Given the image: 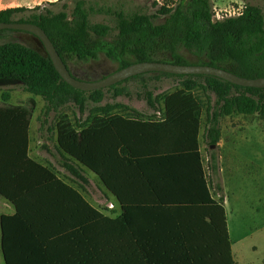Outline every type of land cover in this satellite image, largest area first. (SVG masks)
I'll list each match as a JSON object with an SVG mask.
<instances>
[{"label": "rangeland", "instance_id": "obj_1", "mask_svg": "<svg viewBox=\"0 0 264 264\" xmlns=\"http://www.w3.org/2000/svg\"><path fill=\"white\" fill-rule=\"evenodd\" d=\"M75 1L0 0V10L40 6L56 13L70 11ZM87 1L86 6L93 8L90 23L107 26L106 39L110 40L116 35L115 21L106 10L153 14L161 4L171 5L175 0ZM210 1L213 21L236 17L246 5L258 7L264 17V0ZM6 42L44 52L39 40L26 32H5L0 44ZM181 53L189 63L197 62L189 52ZM69 69L80 77L98 78L115 72L117 64L99 54L96 60L69 64ZM192 81L194 89L187 90L183 79L150 73L115 89H103L99 103L90 92H84L82 113L72 102L48 107L43 98L25 93L20 83L0 81V111L13 107L29 110L33 103L26 130L29 158L76 189L97 212L96 227L87 238L90 243L76 247L67 236L61 240V257L75 256L80 264H226L224 217L230 248L240 244V251L232 252L234 264H264V119L218 115L215 95L203 89L206 83ZM117 91L121 94L116 95ZM147 93L158 98L155 109L147 105ZM117 105L123 108L106 114L101 111ZM75 132L81 135L73 150L100 175L74 159L83 179L63 169L58 140L69 143ZM147 150L159 153L151 159L153 167H146L142 153ZM108 175L111 190L100 178ZM117 195L133 196L161 210L164 230L146 255L119 229L122 206ZM13 209L0 205V215H12ZM0 264H5L1 239Z\"/></svg>", "mask_w": 264, "mask_h": 264}, {"label": "trees", "instance_id": "obj_2", "mask_svg": "<svg viewBox=\"0 0 264 264\" xmlns=\"http://www.w3.org/2000/svg\"><path fill=\"white\" fill-rule=\"evenodd\" d=\"M87 2L76 0L70 11L64 9L56 13L40 6L8 8L0 10V23L19 22L40 27L70 73L83 81H97L103 77L77 76L69 69V64L96 60L99 54L116 63V70L133 63L162 62L206 65L247 79L264 77V17L256 6L246 5L239 16L222 21H213L210 0H175L171 5L161 4L153 14L108 9L105 12L114 17L116 31L108 40L107 26L90 23L93 8L86 6ZM5 32L19 31L0 30V37ZM182 50L195 56L197 62L189 63ZM43 51L38 53L17 42L0 44V81L20 83L25 92L43 98L48 107L72 102L82 113L84 92L63 82L44 48ZM153 73L183 79L187 90L195 87L192 79L203 80L206 83L203 89L216 97L220 116L258 115L264 119V88L240 87L208 75ZM117 85L107 89H115ZM101 91L90 92L95 103L101 102ZM120 94L117 91L116 95ZM145 100L152 109L159 102L150 93ZM115 108L120 110L123 106H106L101 111L106 114ZM32 109L33 103L29 110L13 107L0 111V196L15 207V214L0 217L3 259L5 264H80L75 256L61 257V240L69 236L76 247L83 242L90 243L87 238L96 227L97 212L76 189L57 178L48 167L29 158L26 130ZM79 134L75 132L69 143L59 137L57 150L63 160V169L83 179L73 159L99 172L73 150ZM121 151L126 153L124 149ZM143 155L148 168L154 166L151 159L159 153L147 150ZM100 178L111 190L107 178L112 177ZM117 196L122 206L119 229L142 255H146L164 230L161 210L133 196ZM222 236L226 264H234L224 217Z\"/></svg>", "mask_w": 264, "mask_h": 264}, {"label": "water", "instance_id": "obj_3", "mask_svg": "<svg viewBox=\"0 0 264 264\" xmlns=\"http://www.w3.org/2000/svg\"><path fill=\"white\" fill-rule=\"evenodd\" d=\"M0 30H12L26 32L36 37L42 44L47 53L51 63L60 76L63 82L75 90L82 92H93L97 90L107 89L111 86L117 85L129 78L143 75L147 73H165L170 75H208L219 78L230 84L240 87L249 88H264V77L256 79H247L232 74L220 68H214L206 65H175L171 63L162 62H139L133 63L125 68L116 70L115 72L104 76L97 81H83L74 77L68 68L65 66L53 44L51 43L45 32L38 26L29 23H0Z\"/></svg>", "mask_w": 264, "mask_h": 264}, {"label": "crops", "instance_id": "obj_4", "mask_svg": "<svg viewBox=\"0 0 264 264\" xmlns=\"http://www.w3.org/2000/svg\"><path fill=\"white\" fill-rule=\"evenodd\" d=\"M25 93H27V92H25ZM29 94V93H28ZM30 96H33V95H31V94H29ZM27 97V96H26ZM33 97H37V96H33ZM31 101H32V99H30ZM141 149H139V151H140ZM140 154H141V151H140ZM142 155H143V153H142ZM172 160H175L176 161V159H172ZM178 162V161H177ZM165 163H167V162H165ZM179 163V162H178ZM180 164V163H179ZM188 184H189V180H188V182H187ZM182 185V184H181ZM185 185V184H184ZM189 196V195H188ZM135 198V197H134ZM0 200L1 201H3L4 203H6V204H3V203H1L0 202V205H6L7 206V208H15L11 203H9L8 201H6L4 198H2L1 196H0ZM14 210V209H13ZM13 214H15V210L13 211V213H12V215ZM2 215H5V214H2ZM2 215H0V217L2 216ZM0 239H1V231H0ZM242 244V247H243V249H244V247H245V243L243 242V243H241ZM259 247V246H258ZM249 250L251 249L250 247L248 248ZM240 251V244L239 243H237V244H234L233 246H232V249H231V253L233 252V253H235V252H239Z\"/></svg>", "mask_w": 264, "mask_h": 264}, {"label": "built area", "instance_id": "obj_5", "mask_svg": "<svg viewBox=\"0 0 264 264\" xmlns=\"http://www.w3.org/2000/svg\"><path fill=\"white\" fill-rule=\"evenodd\" d=\"M242 8H240V12L237 14V16H239L240 14H241V12H242V10H241ZM230 18V17H229Z\"/></svg>", "mask_w": 264, "mask_h": 264}, {"label": "flooded vegetation", "instance_id": "obj_6", "mask_svg": "<svg viewBox=\"0 0 264 264\" xmlns=\"http://www.w3.org/2000/svg\"><path fill=\"white\" fill-rule=\"evenodd\" d=\"M102 77H104V76H102ZM98 78H100V77H98Z\"/></svg>", "mask_w": 264, "mask_h": 264}]
</instances>
